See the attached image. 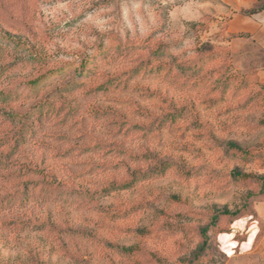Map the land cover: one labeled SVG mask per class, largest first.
I'll return each mask as SVG.
<instances>
[{"label":"rangeland","instance_id":"374dc122","mask_svg":"<svg viewBox=\"0 0 264 264\" xmlns=\"http://www.w3.org/2000/svg\"><path fill=\"white\" fill-rule=\"evenodd\" d=\"M208 1L0 0V264L226 263L193 255L261 202L264 82Z\"/></svg>","mask_w":264,"mask_h":264},{"label":"crops","instance_id":"0c3cea01","mask_svg":"<svg viewBox=\"0 0 264 264\" xmlns=\"http://www.w3.org/2000/svg\"><path fill=\"white\" fill-rule=\"evenodd\" d=\"M259 1L215 0V4L223 35H239L229 41L232 55L243 66L255 69L264 82V6L252 13L243 12ZM255 211L257 217L242 216L232 222L229 232L217 235L218 248L227 258L225 264H264V228L257 238L259 224L264 226V201L255 204ZM236 235L242 238L236 239Z\"/></svg>","mask_w":264,"mask_h":264},{"label":"trees","instance_id":"16d2710c","mask_svg":"<svg viewBox=\"0 0 264 264\" xmlns=\"http://www.w3.org/2000/svg\"><path fill=\"white\" fill-rule=\"evenodd\" d=\"M264 6V0H260L259 3L249 9V10H243L244 13H252L257 11L258 9L262 8ZM204 23H206V17L202 18L200 21L195 23V26L197 27H204ZM239 35H230V37H235ZM0 41L5 44H11L13 45L14 49H23L24 45L23 42L17 38L15 35H13L11 32L5 30L3 27L0 26ZM15 94L13 93L12 90L2 88L0 89V105H6V107L13 101L15 98ZM9 116H14L16 115L15 112L9 113ZM227 147L229 148L230 151H232L236 155H241L242 157H247L251 152L248 150L243 149L239 144H237L234 141H229L227 143ZM233 177L236 179L240 180H252L255 183L259 184V190L257 192H250L248 193V196L250 198L251 202L254 201H264V174H255L252 172H242L235 168L232 173ZM251 204L247 205L245 204L244 210H230L226 205H223L221 207H214V210L205 226L201 228V236L203 237L202 242L197 246L196 251L194 252V259L198 261L200 255L208 245L209 241V235L208 231L212 229L216 233H222V232H229L230 231V224L242 217L243 215H251L252 217H257L255 208L250 206ZM248 206L250 208H248ZM260 229L259 232L257 233V238L260 237L263 233V224H259ZM236 239H241L242 236H235ZM135 247H127L123 248L125 251H133ZM153 257H155V260L159 262L160 264H165L163 263L159 258L151 254ZM200 264V263H197Z\"/></svg>","mask_w":264,"mask_h":264}]
</instances>
